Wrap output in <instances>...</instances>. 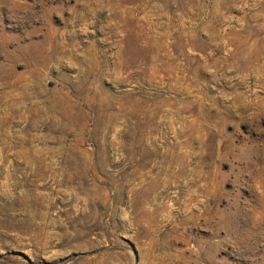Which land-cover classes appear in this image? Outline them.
Instances as JSON below:
<instances>
[{
	"label": "rangeland",
	"instance_id": "rangeland-1",
	"mask_svg": "<svg viewBox=\"0 0 264 264\" xmlns=\"http://www.w3.org/2000/svg\"><path fill=\"white\" fill-rule=\"evenodd\" d=\"M0 264H264V0H0Z\"/></svg>",
	"mask_w": 264,
	"mask_h": 264
}]
</instances>
